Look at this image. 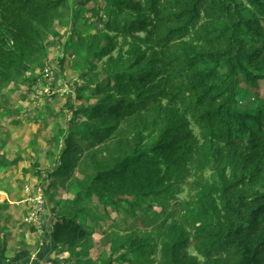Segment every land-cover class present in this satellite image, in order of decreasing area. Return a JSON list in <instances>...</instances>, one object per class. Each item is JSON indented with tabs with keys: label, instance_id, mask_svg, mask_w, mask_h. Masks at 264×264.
<instances>
[{
	"label": "trees",
	"instance_id": "1",
	"mask_svg": "<svg viewBox=\"0 0 264 264\" xmlns=\"http://www.w3.org/2000/svg\"><path fill=\"white\" fill-rule=\"evenodd\" d=\"M70 1L0 0V91L45 82L28 73L46 69L59 21V67L92 80L74 90L82 105L65 96L46 172L81 176L56 203L54 249L86 264L77 217L95 198L141 223L111 238L105 264H264V0Z\"/></svg>",
	"mask_w": 264,
	"mask_h": 264
},
{
	"label": "rangeland",
	"instance_id": "2",
	"mask_svg": "<svg viewBox=\"0 0 264 264\" xmlns=\"http://www.w3.org/2000/svg\"><path fill=\"white\" fill-rule=\"evenodd\" d=\"M80 0H78L79 2ZM75 2L77 0H72L67 5V9H76ZM93 6L92 1H88L86 3H83V11H86L87 9H91ZM66 9V8H65ZM68 22H73V17L69 16L67 19ZM84 22V18H80L77 20L78 26L82 25ZM55 31L58 33V37L48 40L47 47H46V60H45V68L47 72H49L48 78H45V82L39 87H33L38 82H35L32 85L31 89H28L31 86H28L26 83H19L16 85V88L12 85H7L6 88L2 89L0 91V95L3 97H0V104L3 106L8 105L7 109L10 112V114H5L4 110H0V144L4 143V139L8 138V136L5 135H12L13 130H19V129H25L27 131L29 127L23 128L20 124L19 126L14 127L12 125V122L19 119L17 115L20 112L12 113L13 111H26L30 115H35V113L41 111L44 113L43 119H40L41 114H37V117H33V119L40 120V124L38 128L40 127H52L53 125V133L49 131H44V134H41V132L36 133V139L43 136V146H39L35 148V152H38V154L43 155V153L48 154V152H52L54 150V143L55 135L59 134L62 129L65 128L66 121H63L60 118L61 111L65 114L68 109L70 108V105L73 107L82 105L79 104L80 100H78L77 93L74 92L75 88L80 86H86L89 84L92 80L88 79L87 77H84L82 73L77 69L76 67L70 65L68 61L61 65L62 67H59V62L61 61L63 54H62V44L64 43L65 38L70 34L69 28L66 26V23L64 21H59L55 25ZM78 31V30H77ZM82 32V29L79 30ZM60 37V38H59ZM59 38V39H58ZM57 40L59 41V44L57 43ZM50 42V44H49ZM44 69H35L32 72H29L28 75L32 78L42 77ZM92 83V82H91ZM245 83V82H243ZM263 82H261L258 86V88H255L254 90L258 92L259 94L263 90ZM62 90V91H61ZM67 94H70V97L67 98L72 104L66 105L65 104V96ZM87 95V94H86ZM86 97V96H85ZM14 106V107H13ZM68 106V107H67ZM19 107L21 108L20 110ZM49 111V112H48ZM50 111L53 112L54 116H57L56 120L52 121L50 115ZM69 117V116H67ZM44 119L48 121L41 122ZM19 121V120H18ZM21 121V119H20ZM22 122V121H21ZM24 124H32L31 121H27ZM25 136V133L23 132L21 134V137L19 141H22L23 137ZM28 136L25 137V139ZM57 143L61 146H63L61 138L57 139ZM1 144V145H2ZM26 149H31L30 147L24 148L22 150L25 151ZM43 149L42 152L40 150ZM26 152V151H25ZM28 154L32 152H27ZM23 154H25L23 152ZM33 154V153H32ZM58 154V151H55V155ZM9 155H12L9 154ZM3 163V162H2ZM0 163V164H2ZM47 169L43 168L42 178L43 180L47 175ZM59 174H53L50 179V185L48 188V185L45 184V190L47 192L53 191L52 193V200L56 198V196H62L65 195L68 198L73 199L75 196V183L76 180H81V176L78 174L77 170H74L73 175L68 177L67 181H63L62 179L58 178ZM48 180V178L46 179ZM45 180V181H46ZM62 180V181H61ZM43 181L40 183L33 184L35 187H40ZM29 185V184H28ZM32 185V184H30ZM57 188V189H56ZM57 190H60L61 193H58ZM51 194V192L49 193ZM24 199V198H23ZM25 204V203H23ZM124 207V206H123ZM85 211L84 214H88L87 218L90 221H87L85 223V217L81 213L78 214V221L84 225H91L93 227L92 234L93 239L91 241H87L84 246L87 247V251L85 253V257L83 256L82 260L86 264H105L104 261L108 259L110 256V241L111 238L122 235H126L132 231V229H140L141 223L138 221L137 218H134L133 216H130L129 212L126 210L121 209H115L113 206L107 207V210L103 208L100 203L96 201L95 198L87 199V202L84 205ZM125 208V207H124ZM159 212V208L155 206L152 210V214L156 215ZM108 213L107 217H104V214ZM149 215V214H148ZM100 218V220H96L93 218ZM136 217H139V213H136ZM95 230H99V233ZM102 235V237H101ZM107 235L111 237H106ZM100 240L98 241V239ZM81 252V251H80ZM110 264H118V263H110ZM126 264V263H125Z\"/></svg>",
	"mask_w": 264,
	"mask_h": 264
},
{
	"label": "crops",
	"instance_id": "3",
	"mask_svg": "<svg viewBox=\"0 0 264 264\" xmlns=\"http://www.w3.org/2000/svg\"><path fill=\"white\" fill-rule=\"evenodd\" d=\"M62 91V90H61ZM65 102V101H64ZM14 107V106H13ZM21 108L19 107L18 110ZM20 112L19 114H14L19 117V119L12 122L14 127L22 125L23 128L29 127L27 131L25 129L13 130L12 135H5L8 138L4 139V143L0 144V264L6 263H16V264H75V260L68 261V253H59L54 249V245L51 239V229L53 222V213L62 211L56 206L59 201H72L73 199L68 198L65 195L56 196L55 199L52 198L53 191L46 192V212L42 219V228L40 232H37L34 228L29 227L23 222L24 217L27 214L28 208L26 204H23V187L25 185L40 183L41 186L45 184L50 185L51 177L48 174V180L44 183L42 178L43 168L47 169V172L53 173L56 168V156L55 151L58 147H61L60 143H54V150L48 152V154L43 153V155L35 152V148L43 146V136L36 139V133L44 131H49L53 133V125L51 128L40 127V120L33 119L40 115V119H43L44 113L41 111L35 113V115H30L26 111H13V113ZM68 111L64 114L61 111L60 118L64 120L65 115L67 117ZM53 123L57 116H54L53 112L50 111V115ZM21 119V121H20ZM19 120V121H18ZM27 121H31L32 124H24ZM41 122H46L44 119ZM25 133L22 141H19L21 134ZM28 136L26 139L25 137ZM30 147L31 149L24 148ZM43 149L40 150L42 152ZM27 152H32L28 154ZM12 155H9L11 154ZM57 189V188H56ZM61 193L60 190H57ZM85 211V208H84ZM82 215L88 216V214ZM88 220L86 218L85 223ZM87 226V225H86ZM91 232V238L93 239L91 225L87 226ZM99 233V230H95ZM102 237V235H101ZM98 241L100 240V238ZM88 241V242H89ZM83 254L87 251L86 246H82L78 249V252ZM60 254H63V258H60ZM67 260V261H66Z\"/></svg>",
	"mask_w": 264,
	"mask_h": 264
},
{
	"label": "built area",
	"instance_id": "4",
	"mask_svg": "<svg viewBox=\"0 0 264 264\" xmlns=\"http://www.w3.org/2000/svg\"><path fill=\"white\" fill-rule=\"evenodd\" d=\"M44 78H48L49 72L46 69L43 70ZM46 177L44 178V183ZM24 199L28 211L23 219V222L31 228H34L37 232H40L42 228V219L46 212V190L45 185L35 187L33 185H25L23 187ZM60 258H63V254H60Z\"/></svg>",
	"mask_w": 264,
	"mask_h": 264
}]
</instances>
